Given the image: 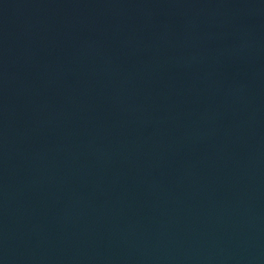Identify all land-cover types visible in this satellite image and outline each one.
I'll use <instances>...</instances> for the list:
<instances>
[{
	"label": "water",
	"instance_id": "1",
	"mask_svg": "<svg viewBox=\"0 0 264 264\" xmlns=\"http://www.w3.org/2000/svg\"><path fill=\"white\" fill-rule=\"evenodd\" d=\"M0 264H264V0H0Z\"/></svg>",
	"mask_w": 264,
	"mask_h": 264
}]
</instances>
